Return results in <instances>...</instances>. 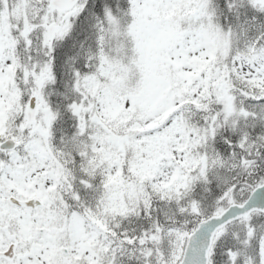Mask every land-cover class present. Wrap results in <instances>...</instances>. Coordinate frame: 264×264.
<instances>
[{"label":"snow or ice","instance_id":"6c2138e0","mask_svg":"<svg viewBox=\"0 0 264 264\" xmlns=\"http://www.w3.org/2000/svg\"><path fill=\"white\" fill-rule=\"evenodd\" d=\"M0 264H264V0H0Z\"/></svg>","mask_w":264,"mask_h":264}]
</instances>
